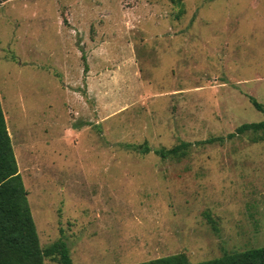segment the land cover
<instances>
[{"label": "rangeland", "instance_id": "rangeland-1", "mask_svg": "<svg viewBox=\"0 0 264 264\" xmlns=\"http://www.w3.org/2000/svg\"><path fill=\"white\" fill-rule=\"evenodd\" d=\"M251 99L264 107V0H0L18 169L41 248L74 264L264 247V142L227 138L264 120Z\"/></svg>", "mask_w": 264, "mask_h": 264}, {"label": "trees", "instance_id": "trees-1", "mask_svg": "<svg viewBox=\"0 0 264 264\" xmlns=\"http://www.w3.org/2000/svg\"><path fill=\"white\" fill-rule=\"evenodd\" d=\"M251 102L258 111L264 113L262 104L254 99ZM247 132L254 134L255 142H264V120L243 124L227 138ZM215 141L224 139L213 138L205 142ZM187 146L188 143H182L169 150L161 149L157 154L162 158L182 155L185 152L181 153V150ZM140 148L143 154L150 152L147 145ZM56 255H59L61 264H74L65 243H54L46 250L40 246L28 194L18 169L0 100V264H45L46 257L53 258ZM138 264H264V247L225 254L220 258L199 263H191L186 254L180 253Z\"/></svg>", "mask_w": 264, "mask_h": 264}]
</instances>
